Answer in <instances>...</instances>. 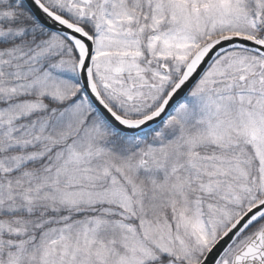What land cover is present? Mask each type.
Instances as JSON below:
<instances>
[{
  "label": "snow or ice",
  "instance_id": "obj_1",
  "mask_svg": "<svg viewBox=\"0 0 264 264\" xmlns=\"http://www.w3.org/2000/svg\"><path fill=\"white\" fill-rule=\"evenodd\" d=\"M0 264H264V0H0Z\"/></svg>",
  "mask_w": 264,
  "mask_h": 264
}]
</instances>
